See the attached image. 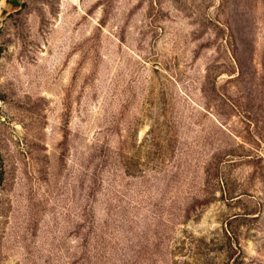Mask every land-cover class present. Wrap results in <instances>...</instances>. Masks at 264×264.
Returning a JSON list of instances; mask_svg holds the SVG:
<instances>
[{
	"label": "rangeland",
	"instance_id": "374dc122",
	"mask_svg": "<svg viewBox=\"0 0 264 264\" xmlns=\"http://www.w3.org/2000/svg\"><path fill=\"white\" fill-rule=\"evenodd\" d=\"M0 0V264H264V0Z\"/></svg>",
	"mask_w": 264,
	"mask_h": 264
},
{
	"label": "crops",
	"instance_id": "0c3cea01",
	"mask_svg": "<svg viewBox=\"0 0 264 264\" xmlns=\"http://www.w3.org/2000/svg\"><path fill=\"white\" fill-rule=\"evenodd\" d=\"M6 4H10V7L16 5L18 2L16 0H4Z\"/></svg>",
	"mask_w": 264,
	"mask_h": 264
},
{
	"label": "trees",
	"instance_id": "16d2710c",
	"mask_svg": "<svg viewBox=\"0 0 264 264\" xmlns=\"http://www.w3.org/2000/svg\"><path fill=\"white\" fill-rule=\"evenodd\" d=\"M1 49V48H0Z\"/></svg>",
	"mask_w": 264,
	"mask_h": 264
}]
</instances>
